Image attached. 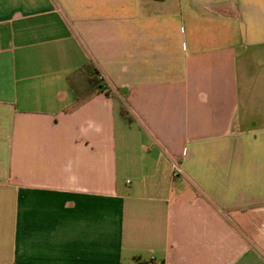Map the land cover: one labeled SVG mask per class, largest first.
I'll list each match as a JSON object with an SVG mask.
<instances>
[{"label": "crops", "instance_id": "1", "mask_svg": "<svg viewBox=\"0 0 264 264\" xmlns=\"http://www.w3.org/2000/svg\"><path fill=\"white\" fill-rule=\"evenodd\" d=\"M138 258L264 264V0H0V264Z\"/></svg>", "mask_w": 264, "mask_h": 264}, {"label": "trees", "instance_id": "2", "mask_svg": "<svg viewBox=\"0 0 264 264\" xmlns=\"http://www.w3.org/2000/svg\"><path fill=\"white\" fill-rule=\"evenodd\" d=\"M91 80L100 83L101 87H106L107 86V84H105L104 81L99 78V73H95V75L93 77H91ZM121 113H122V115L124 116V118L126 120H128L130 122L132 121V117L129 116L128 111H127V109L124 106H122V108H121ZM135 264H156V262L153 259H139L138 258L136 260ZM160 264H165V263L162 262Z\"/></svg>", "mask_w": 264, "mask_h": 264}, {"label": "built area", "instance_id": "3", "mask_svg": "<svg viewBox=\"0 0 264 264\" xmlns=\"http://www.w3.org/2000/svg\"><path fill=\"white\" fill-rule=\"evenodd\" d=\"M99 78L104 81L102 75H99ZM181 172H182V170H181L180 166L178 164H174V174L177 175V174H179Z\"/></svg>", "mask_w": 264, "mask_h": 264}]
</instances>
